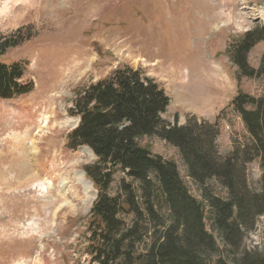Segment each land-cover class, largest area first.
I'll return each mask as SVG.
<instances>
[{
    "label": "rangeland",
    "instance_id": "1",
    "mask_svg": "<svg viewBox=\"0 0 264 264\" xmlns=\"http://www.w3.org/2000/svg\"><path fill=\"white\" fill-rule=\"evenodd\" d=\"M261 25L264 0H0V42L21 41L0 62L19 65L20 83L30 88L0 99V264H89L86 225L96 191L91 186L86 194L75 173L91 184L83 167L97 160L86 147H66L78 123L67 110L78 88L116 68L138 69L163 89L170 101L165 122L173 125L177 116L178 125L190 117L215 123L219 155L250 145L231 102L238 92L263 97L264 77L243 76L226 51ZM263 53L261 42L246 55L252 69ZM140 144L173 161L190 194L202 200L177 149L156 137ZM245 168L250 191L264 195L260 160ZM111 178V196L129 181L118 168ZM207 187L226 199L213 181ZM205 215L224 249L207 205ZM242 247L264 252V214L245 231Z\"/></svg>",
    "mask_w": 264,
    "mask_h": 264
},
{
    "label": "trees",
    "instance_id": "2",
    "mask_svg": "<svg viewBox=\"0 0 264 264\" xmlns=\"http://www.w3.org/2000/svg\"><path fill=\"white\" fill-rule=\"evenodd\" d=\"M20 42L14 37L0 42V55ZM261 42L264 25L229 45L226 52L243 76L264 77V53L257 69L246 60ZM21 77L19 65L0 62V99L30 90L20 83ZM71 103L67 113L78 118V124L67 134L66 147H86L97 160L83 167L97 192L86 225L89 264H264V252L242 247L245 231L264 214V195L250 191L245 174L246 165L259 159L264 182V96L238 92L232 99L231 107L251 144L233 148L224 157L217 151L215 123L190 117L178 125L174 116L171 125L162 119L169 98L138 69L116 68L106 78L78 88ZM145 137H156L178 150L202 200L190 194L173 161L140 144ZM117 168L129 181L121 180L111 196L107 190ZM209 181L226 192V199L210 191ZM205 205L212 214L211 230L224 249L206 228Z\"/></svg>",
    "mask_w": 264,
    "mask_h": 264
},
{
    "label": "bare ground",
    "instance_id": "3",
    "mask_svg": "<svg viewBox=\"0 0 264 264\" xmlns=\"http://www.w3.org/2000/svg\"><path fill=\"white\" fill-rule=\"evenodd\" d=\"M214 70L217 71L218 69L215 68ZM78 72H79V71H78ZM44 126H45V125H44ZM43 128H44V127H43ZM44 129H45V128H44ZM34 149H35V147H34ZM86 151L91 155V151H90L89 149L86 148ZM23 167L25 168V165H23ZM75 177L79 178V181H81V183L84 184L83 189H84L85 193H86V194L89 193V191L91 190V185H90L89 183H86V181L83 179V173H81V172H77V173H75ZM42 186H43V185H42Z\"/></svg>",
    "mask_w": 264,
    "mask_h": 264
}]
</instances>
